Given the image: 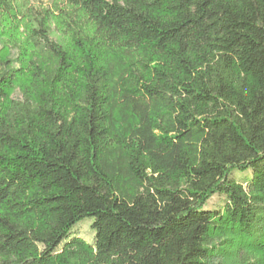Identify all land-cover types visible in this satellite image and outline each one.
Segmentation results:
<instances>
[{"label":"trees","instance_id":"16d2710c","mask_svg":"<svg viewBox=\"0 0 264 264\" xmlns=\"http://www.w3.org/2000/svg\"><path fill=\"white\" fill-rule=\"evenodd\" d=\"M0 36V264H264V0H0Z\"/></svg>","mask_w":264,"mask_h":264},{"label":"rangeland","instance_id":"374dc122","mask_svg":"<svg viewBox=\"0 0 264 264\" xmlns=\"http://www.w3.org/2000/svg\"><path fill=\"white\" fill-rule=\"evenodd\" d=\"M35 6L38 5H44L49 6V1H40V0H33ZM54 35L53 37L58 40H63V35L61 32L58 31V29L54 26ZM6 43L5 37L0 36V50L4 48ZM11 60L14 61L15 67H17L16 59L18 57V52L16 50H12L10 52ZM14 97L18 100L21 99V94L18 92V90L15 92ZM251 170L246 173H242L240 171H234L231 175V178L235 181L244 184L246 186V183L250 181L251 179ZM226 203V197L221 195H215L204 207V210H212V211H218L222 210L224 208V205ZM94 218H86L85 220L78 223L72 230L71 236H78L82 239H84L86 242L90 244H94L95 242V231L92 229V225L94 224ZM221 259L217 258L215 260V264H218Z\"/></svg>","mask_w":264,"mask_h":264}]
</instances>
